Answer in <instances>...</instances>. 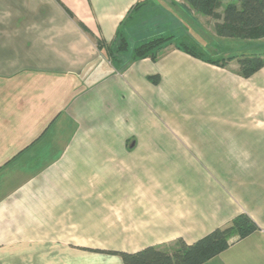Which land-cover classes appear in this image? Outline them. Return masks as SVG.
Instances as JSON below:
<instances>
[{"label":"crops","instance_id":"0c3cea01","mask_svg":"<svg viewBox=\"0 0 264 264\" xmlns=\"http://www.w3.org/2000/svg\"><path fill=\"white\" fill-rule=\"evenodd\" d=\"M138 1L0 0V264H123L105 252L191 244L242 213L257 230L204 264H264V66L244 79L169 46L117 68L97 41ZM214 88L240 98L237 113L202 107ZM167 92L196 102L174 99L179 132H133ZM194 126L221 128L214 149L237 166L186 161L183 146L209 137Z\"/></svg>","mask_w":264,"mask_h":264},{"label":"trees","instance_id":"16d2710c","mask_svg":"<svg viewBox=\"0 0 264 264\" xmlns=\"http://www.w3.org/2000/svg\"><path fill=\"white\" fill-rule=\"evenodd\" d=\"M154 5L153 0L138 1L119 24L111 44L97 41V47L105 48L107 57L117 68H126L129 63L142 59L157 61L162 51L169 46L209 65L227 67L231 57H205L196 44L183 40L177 42L172 32L144 41L139 39L138 45L129 50L130 38L141 27L148 14L156 10ZM178 5L188 14L193 12L216 20L214 30L220 38L249 41L264 39V0H180ZM128 55L131 56L130 60L127 59ZM236 62L237 74L244 79L252 77L264 66L263 56L257 54L242 56ZM148 79L155 85L159 82L158 76H150ZM9 163L10 161L5 165ZM256 230L257 225L253 220L242 213L235 216L228 226L216 228L191 244L177 239L168 245L147 246L133 253H105L119 255L123 264H204Z\"/></svg>","mask_w":264,"mask_h":264},{"label":"rangeland","instance_id":"374dc122","mask_svg":"<svg viewBox=\"0 0 264 264\" xmlns=\"http://www.w3.org/2000/svg\"><path fill=\"white\" fill-rule=\"evenodd\" d=\"M156 1L157 2L154 5L156 6V10L153 11V13H151L150 15L148 14L147 18L144 19V22L142 23L141 27L137 31H135L132 38H130L129 50H131V48L135 45H138L137 41H139V39H142V41H144L146 39L159 37L160 35H166L172 32V34L176 36L177 42H181V40H183L186 43L196 44L200 51L204 53L205 57L215 59L222 57L224 59H228L231 57L230 59H228L229 63L227 65V67L231 71L237 72L238 65L236 59L241 58L242 56H250L257 54L262 55L264 59V39L249 41L220 38L215 34L214 26L217 21L213 18L201 16L193 12L188 14L182 8H180L178 4H171L165 0ZM230 93L231 91L224 90L223 88L222 90L216 88L209 89L206 92V95L204 96L203 103H201L202 107L205 108V110L208 108L209 112H215L216 115H218L217 113H220L221 115L227 116L228 114H233L234 112L237 113V104H239L241 100L239 97L234 98L230 96ZM178 96L179 94L167 92L166 97L163 103L160 105V109L158 111L155 110L157 109L155 106H150L151 108L148 116L144 115L140 119V121H138L137 118L135 120L130 121L128 127H132L133 132L139 131L141 128V131L143 130L145 132H152L155 134L161 133V135L173 136L172 134L174 133V130L178 131V128H174V125L168 124L170 123V119L167 115H170L172 112L170 111V107L176 101L178 103H183L188 106L189 110L191 108V103H193L194 107L196 106V102H194L195 99L192 100L190 94H184V96L182 97V99L185 98V102L178 98ZM174 99H176V101H174ZM117 128H120V131L119 129H115L116 132H122V126H118ZM123 128L125 130L128 129L127 127ZM208 128L211 127L194 126L191 129L186 130L189 135L199 134L203 136H209H204L202 138L197 139L196 141H191L192 144L198 143L197 146L192 145V148L183 146L184 149L191 151V154H189V158L184 157L186 161L194 165L199 164L200 170L202 168L200 165L212 163L213 160H220L221 163L228 162V164L230 163L234 166H237L238 160L236 157L230 158L226 156L225 153L220 152V149H214L215 144L219 143V139H221L222 141L224 140L220 137L223 132L220 130L221 128L216 129L217 131L215 130L216 132H219V136H217L215 139L211 137L215 134V132L209 130ZM206 138L207 140H205ZM159 142V145H164L167 140H161ZM210 143H212L211 146ZM205 144L208 146L209 149L211 148L209 154L210 157H198L194 150H202V152L205 151ZM213 155L214 157H212ZM184 158L183 161H185ZM195 162H197L198 164ZM164 165V168L167 172H164L163 170L162 171L168 174L176 172L181 167L179 164L174 165L173 161L170 162V165ZM192 168V171L196 169L194 166H192L186 169L181 168V170H190ZM182 174L183 172H181V174H178V176Z\"/></svg>","mask_w":264,"mask_h":264}]
</instances>
